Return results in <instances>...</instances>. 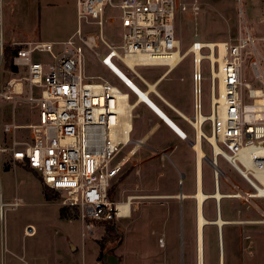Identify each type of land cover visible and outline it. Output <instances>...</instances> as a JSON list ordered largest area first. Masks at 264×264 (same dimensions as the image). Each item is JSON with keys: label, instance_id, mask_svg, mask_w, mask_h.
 <instances>
[{"label": "built area", "instance_id": "built-area-1", "mask_svg": "<svg viewBox=\"0 0 264 264\" xmlns=\"http://www.w3.org/2000/svg\"><path fill=\"white\" fill-rule=\"evenodd\" d=\"M237 2L239 4L240 0ZM108 8L115 11V19L122 29L121 55L104 41L109 52L105 55L96 53L94 41L97 36L81 32L84 25H95L101 30L103 15ZM189 12L192 15L199 13L196 3L187 6L177 0H75L77 28L60 44V53L54 54V45L49 42H26L20 45L12 58V65L17 69L24 67L26 72L21 78L7 80L3 91H0V99L15 101L23 94L25 83L27 97L24 100L35 107L38 115L36 122L26 127L29 130L27 140L19 142L13 138L7 147L0 144V154H8L11 164H20L38 173L44 186L60 194L61 207L77 211V219L82 225V239L93 235V225L129 216L130 207L127 213L121 212L118 205L125 202L111 200L109 191L128 162L124 156L112 165L120 149L129 145L125 123L131 110L128 111L131 104L126 93L107 81L87 80L83 75L82 48L92 51L106 68L108 66L102 58L110 61L116 58L140 78L134 67L141 66L142 61L154 62L174 53L179 54L174 21L177 13ZM255 41L246 29L245 38L239 36L233 43L224 42V53L219 56L216 43H213V48L208 47L195 35L187 50L192 57L194 121L190 124L193 126L197 113L202 114L201 63L205 61L209 72V114L203 122L209 123L210 136L217 133L221 152L216 155V164L221 158L238 173L239 168L245 169L242 161L236 159L233 164L227 156H236L244 148L255 147L245 160L256 168L264 167V91L252 89L248 83L241 81L243 56L249 55L253 76L261 79L264 88ZM247 46L252 51H244ZM4 47L3 0H0V61ZM196 51L202 55L199 62L195 57ZM36 53L51 55L52 63L47 66V72L46 65L33 61L32 56ZM127 60L133 62L131 67L127 65ZM165 67L170 70L169 65ZM220 82L223 87L221 104L214 100L215 96L220 98ZM256 91L262 94L256 95ZM244 96L251 100L250 104H243ZM258 100L263 103H258ZM219 108L223 115L221 137L218 119L213 118L214 113L218 115ZM21 128L24 127L6 124L3 132L14 135V131ZM244 179L254 196L258 194L259 187L263 188L252 174H249V179ZM134 198L138 197L128 196L126 203L130 206ZM17 205V202H3L0 193V220L4 221L8 208ZM26 232L30 233L31 228ZM19 260L22 261L21 258Z\"/></svg>", "mask_w": 264, "mask_h": 264}, {"label": "rangeland", "instance_id": "rangeland-1", "mask_svg": "<svg viewBox=\"0 0 264 264\" xmlns=\"http://www.w3.org/2000/svg\"><path fill=\"white\" fill-rule=\"evenodd\" d=\"M113 1L117 2L118 0ZM177 1L187 6L196 3L199 7L197 15H192L190 12L177 13L176 15L174 21L175 35L179 41L181 54L190 48L195 35L199 36L202 42L233 43L239 36L245 38L247 29L250 35L256 39L255 49L260 57L259 70L264 76V0H240L239 4L237 0ZM115 17V11L108 8L103 15L104 22L101 30L95 25L81 27L82 34L97 36L94 41L97 47L94 51L98 54L105 55L109 52L102 41L113 46L119 55L122 54V29ZM76 28L75 0H3L5 56L2 57L0 63V91H3V86L8 79L23 76V74L11 73L10 61L19 46L9 47L7 46L8 43L49 42L54 45L53 53L58 54L62 49L60 44L68 36L73 35ZM244 51H252V48L247 46ZM82 58L83 75L87 80L107 81L128 95L129 104L133 103V95L126 89L123 85V79L113 69L109 68L108 70L92 51L84 47L82 48ZM32 59L46 65L45 72H47V66L52 63L51 55L48 54L36 53ZM251 61V56H243L241 81L248 83L252 89L264 91L261 79L253 76L250 68ZM111 62L127 77L124 73L129 71L123 64L116 58H113ZM134 71L145 80L153 82L166 71V67L137 66L134 67ZM191 73L192 57L188 54L160 87H170L171 84L168 80L183 77L184 81L180 83L183 91L178 92L174 87L172 90L177 95L181 94L180 99H186V102H189ZM201 75V112L205 115L209 113V72L208 64L205 61L201 63ZM127 79L129 78L127 77ZM35 93L38 94V90L35 89ZM26 97L27 87L24 83L23 94L18 99L15 101L0 99V144L3 147H7L13 138L19 142L27 140L29 130L26 127L37 120V110L24 100ZM142 99L146 102L150 101L149 99ZM250 103L251 100L244 96L243 104L248 105ZM137 112V110H133L132 114L135 115ZM162 116L164 115L162 114ZM138 122L134 119V126ZM12 123L24 128L15 130L14 135L5 134L3 132L4 125ZM204 131L209 134L208 123L204 126ZM190 141L193 142L192 139ZM201 144L206 156L204 159V164H206L210 160L208 157L211 158V146L206 139H202ZM132 146L133 144H129L122 147L112 161V165L127 156V152ZM221 147L224 148L222 145ZM136 159L137 156L128 161L118 177L114 179L112 185L115 189L124 178L125 182L118 186L116 193L115 189L113 190V197H109L111 200L117 203L126 202L128 196L125 197L122 192L133 188L131 182L134 173L129 174L133 172L132 163ZM5 162L6 164H4ZM219 164L229 172L234 180L239 179V176L233 170L228 169L230 167L221 158H219ZM218 168L220 169L219 176H222L238 193L241 188L228 178L219 166ZM241 183L245 184L243 181ZM133 189L130 196L140 198L137 195L147 196L149 194L147 191L140 193V189L139 192ZM241 191L243 190L241 189ZM0 193L3 202L18 203L15 208L7 209L3 222L0 220V264H23L19 260L21 257L30 261L31 264H45L46 258L49 256L65 259L66 264H84V261L85 264H92L94 262L95 240L101 239L110 225L117 228L119 238L115 240V237H110L105 241V247L102 250L103 255H108L109 251L115 255L117 247L122 244L121 252L126 253L128 264L135 263V254L141 255L142 253L144 255L147 251L150 254L149 261H154L151 254H156L159 250L160 253L157 257L160 258L159 261L161 262L166 261V264H197L196 225L194 229V224L191 223L189 229L188 220L183 219L180 207L173 217L167 216L165 218L162 214L159 220H153L152 223L157 225V228L150 222H145L142 225V211L139 213L140 210L147 209L153 200L134 198L131 201L132 212L129 218L117 219L109 224L93 225V236L82 239L80 220L73 217L64 218L59 215V210L62 208L59 204L60 194L55 192L58 195L57 199L47 201L42 191L39 174L31 169L10 164L8 154H0ZM252 206L264 219V211L256 203ZM28 228H31L32 232H26ZM123 237L125 238L124 243ZM224 240L221 236H217L215 228L206 227L205 231L203 229V264H218V262L220 264L222 249L226 255H224L223 261L225 264H229L228 246ZM240 240V247L236 246V252L234 249L232 257L234 264H264V233H257L246 240ZM70 244L77 248V253L71 258L72 260L68 258L70 255L65 250V248L70 249ZM122 257L120 254L119 259ZM99 264H102V261Z\"/></svg>", "mask_w": 264, "mask_h": 264}, {"label": "crops", "instance_id": "crops-1", "mask_svg": "<svg viewBox=\"0 0 264 264\" xmlns=\"http://www.w3.org/2000/svg\"><path fill=\"white\" fill-rule=\"evenodd\" d=\"M71 36H68L66 40ZM21 44L23 43L12 42L8 43L7 46H19L20 48ZM175 68L172 70H168L166 68V71L153 82L145 80L138 73L137 74L141 79L134 76L130 71L124 73L140 91L146 93L151 103L171 122L175 128L167 123L163 117H161L162 115H158V113H156L147 103L141 101L129 87L125 86V84L120 81L134 97V101L131 104V110L129 112V118L126 121L127 123L129 121L130 124V128L128 129L129 144H133V146L129 149L130 154L126 157L128 161H130L133 157L137 156L136 161L132 163L134 168L133 172L129 174L131 175L134 173L131 186L136 192H139L140 189V193L143 191H147L149 193L147 196H141L140 194L137 195L140 196V198L153 200L147 209L139 211V213L142 211L143 217L141 219V224L143 225L145 222L152 223L155 219L159 220V217L162 214L165 218L167 216L173 217L180 207L183 219L185 218L188 220L189 229L191 223L194 224L195 229L198 217V205L195 197L196 192H198V188L200 187L199 185H201L200 191L207 196V198L203 201L204 204L202 203L201 215L209 222V224L205 225L203 229L205 231L206 227L215 228L217 236H221L222 240L225 239L224 241L227 243L226 246H228V263L234 264L232 257L234 255V249H236L235 252L237 251L236 246L240 247L239 245H241L240 239L246 240L247 238L255 236L257 233H264V219L248 201L236 196L237 192L235 189L227 181H225L222 176H219L218 180L216 179V174H214V169L210 163L207 162L204 164L206 156L204 154L202 144L201 151L205 157L201 160V183L197 181V158L196 151L194 149V144L196 142V130L195 127L190 124V122L194 121L193 98L191 99L192 83L189 88V102H186V99H180L181 94L177 95L172 90L174 87L178 92L180 90L181 92L183 91V88L180 85V83L184 81L183 77H175L168 80L171 84L170 87H160L165 82L167 77L173 73ZM25 72L26 69L24 67H19L18 69L15 68V71L11 70V73H19L23 74V76L25 75ZM150 85L154 88L150 89ZM133 110H137L138 112L133 115ZM134 119L139 121L135 126ZM206 123L208 122H203L201 124V130L206 136H210V125L209 134L204 131ZM190 139H192L193 142H191ZM202 139L205 138L201 137V141ZM212 157L213 147L211 146V158L208 157V159L211 160ZM225 163L230 167L228 169L233 170L237 176H239V179L234 180L229 172L220 166L219 158L217 159V165L222 171H224L228 178H230L244 192L252 193L253 190L246 183L245 179L243 177L241 178V175L227 162ZM4 164H6V162ZM16 165L26 168L20 164ZM241 181L245 184H242ZM123 182H125V178L118 184V186ZM117 188L115 189V193ZM132 189L129 188L122 193L125 194V197L130 196ZM216 192L221 195L219 201L215 198ZM252 201L264 211V197H254L252 198ZM152 204L154 205L151 206ZM131 212L130 207L129 216L131 215ZM217 219H220L223 222L220 228H218L217 224H215ZM152 225L158 228L157 225H154L153 223ZM97 241L98 239L95 240V243ZM124 241L125 238L123 237V243ZM121 248L122 244L116 249V252H119V254H116L115 252V255H112V252L109 251L108 255L116 257L118 264H128V257L126 253L121 252ZM65 250H67L66 252L70 255L68 257L70 260H72L71 258H73V256L77 253V248L72 244H70V249L65 248ZM222 251L223 254L221 264H225L223 261L225 251L223 249ZM99 253V247L96 243L93 258L94 262H92V264H99L100 261H102V264L104 263L105 255H102L101 260H98ZM159 253L160 250L156 252V254H151L154 261H149L148 257L150 254L148 251L145 252L144 255L142 253L141 255L135 254L134 256L136 257V260L134 264H166V261H159L160 258L157 257ZM120 254L123 256L122 259H119ZM21 259L23 264H31L30 261H26L23 257H21ZM45 264L66 263L65 259H58L57 257L49 256L46 258Z\"/></svg>", "mask_w": 264, "mask_h": 264}, {"label": "bare ground", "instance_id": "bare-ground-1", "mask_svg": "<svg viewBox=\"0 0 264 264\" xmlns=\"http://www.w3.org/2000/svg\"><path fill=\"white\" fill-rule=\"evenodd\" d=\"M206 43L208 44V47H211V48L214 47V45H213L212 42H206ZM216 44L218 46L219 56H222L223 53H224V45H223L222 42H218ZM187 55H188V51L185 52V53H182V54L180 52H179V54L178 53H174V54L168 55L165 59H158V60H156L154 62L142 61L140 65L141 66H167V65H169L170 70H172ZM195 57H196L197 62H199V60L202 59V55L198 51L195 52ZM102 60H105L106 66H108L107 67L108 70H109V68L113 69L123 79V83L125 84V86L129 87L131 90L133 89L132 91H136L138 93V95H139L138 97H140L139 99L141 101L144 100L142 98H145V100H148L146 93L140 92V90L137 89L135 87V85H133L131 83V81L129 79H127V77H125L112 64V62L108 58L103 57ZM126 63H127V65L129 67H131L133 65V62L130 61V60H127ZM196 66H198V65H196ZM196 69H198V67H196ZM126 83H128L129 86ZM153 88L154 87L152 85H150V89H153ZM222 89H223V87H222V84L220 82V85H219V95H220V98H218V97L215 96V98H214V100H216L215 103H219V104L222 103V97H223V91H222ZM136 92H134V93L136 94ZM255 93H256V95H261L262 94L259 91H256ZM147 102L156 110V112H158L160 115H162L160 113V111H158L156 109V107L150 101H147ZM258 103L262 104L263 101L262 100H258ZM129 109H131V105H129L128 111H129ZM120 110L122 112L125 111L123 107H121ZM218 110H219L218 115H216V113H214V117L213 118L216 119V120L218 119L219 136L221 137V134H222V118H223V115L221 113L220 108ZM162 117H163V119L165 121H167L169 124H171V122L165 116H162ZM206 117H208V116L203 115L201 113H197V115L195 117V122H193V126L195 127V130H196V144L194 145V149L196 151V158H197V161L196 162H197V169H198V171H197V173H198L197 174L198 175V180L197 181L199 183H201L200 182V179H201L200 178V175H201L200 174L201 173L200 172L201 160L205 157L204 154L201 151V137L204 135L205 136V139L211 143V145L213 146V155H217V154H219L221 152V149H220V147L217 144V139H218L217 138V133H215L214 136H206L203 133V131L201 130V124L203 123V121L206 120ZM125 126H126V129H129L130 128L129 121H128V123L127 122L125 123ZM255 149H256L255 147L244 148L236 156H227V159L231 163H233V164H234V160H236V159L242 161L243 165L245 166V169L239 168V170H240L239 174L241 175V177H243V178L245 177V178H248L249 179V174H252L263 185V188L262 187H259L258 194L255 195V196L252 195L251 193L242 192L240 189H239L238 193H236V196L237 197H241V198L244 197V199H246L251 205H254L255 204V202L252 201V198H254V197L261 198V197L264 196V167L263 168H256V167H254L253 164H251L250 162H248L247 160H245V159H247V157L249 155H251L254 152ZM209 162H210L211 166L213 167L214 172H215L214 174H216V179L218 180L219 173H220V169L218 168V165L216 164V157H215V159H213V157H212V159L209 160ZM199 186L201 187V185H199ZM200 187L198 188V192H196V197H195L196 198V201H197L196 203L198 205V217H197V222H196L197 264H203V261H202V258H203V247H204L203 246V244H204V242H203V228H204L205 225L209 224V222L206 219H204L202 217V215H201L202 203L207 198V196L200 191ZM215 198H216L217 201H219V199L221 198V195L218 192H216ZM130 199H132V198H130ZM129 207H130L129 204L126 203V202L124 204H119L118 205L119 210L121 212H123V213H127V210H128ZM215 224H217L218 228H220L222 226L223 222L220 219H217L215 221ZM221 254H222V252L220 253V255ZM220 264H221V261H220Z\"/></svg>", "mask_w": 264, "mask_h": 264}, {"label": "trees", "instance_id": "trees-1", "mask_svg": "<svg viewBox=\"0 0 264 264\" xmlns=\"http://www.w3.org/2000/svg\"><path fill=\"white\" fill-rule=\"evenodd\" d=\"M17 50L18 49L15 50V54H16ZM3 56H5V49H4V52H3ZM10 67H11V69L13 71H15V67L12 65L11 61H10ZM41 184H42V182H41ZM114 189H115V187L112 186L111 189H110V191H109V197L110 198L113 197V194H114V191L113 190ZM42 191H43L44 197H45V199L47 201H55L57 199V197H58V195L54 191L50 190L49 188H47L43 184H42ZM59 215L61 217H64V218H67V217L77 218V211L76 210H74V211L73 210H69L67 208H63L62 207L59 210ZM70 215H72V216H70ZM109 223H112V222H109ZM109 223H106V224H109ZM110 237H112V238L115 237V240H117L119 238L118 230H117V228L114 225H110L106 229L105 235L100 240H98L96 242L97 245H98V247H99V251H100L98 260H101V257L103 255L102 254V250L104 249L105 243H106L105 241L107 239H109Z\"/></svg>", "mask_w": 264, "mask_h": 264}, {"label": "water", "instance_id": "water-1", "mask_svg": "<svg viewBox=\"0 0 264 264\" xmlns=\"http://www.w3.org/2000/svg\"><path fill=\"white\" fill-rule=\"evenodd\" d=\"M127 85H128V83H126ZM129 86V85H128ZM132 88V87H131ZM133 90V89H132ZM134 92H136V91H134ZM136 95H138V93L136 92ZM139 96V95H138ZM140 98V97H139ZM142 101H144V100H142ZM145 103H147L155 112H156V110L148 103V102H146V101H144ZM156 113H158V112H156ZM158 115H160L159 113H158ZM167 122V121H166ZM168 123V122H167ZM171 125V124H170ZM172 126V125H171ZM203 138H205V136L203 135L202 136ZM215 157H216V155H213V159H215ZM103 264H118V260H117V258L116 257H114V256H112V255H105L104 256V263Z\"/></svg>", "mask_w": 264, "mask_h": 264}, {"label": "flooded vegetation", "instance_id": "flooded-vegetation-1", "mask_svg": "<svg viewBox=\"0 0 264 264\" xmlns=\"http://www.w3.org/2000/svg\"><path fill=\"white\" fill-rule=\"evenodd\" d=\"M195 144H196V142H195ZM195 144H194V145H195Z\"/></svg>", "mask_w": 264, "mask_h": 264}]
</instances>
